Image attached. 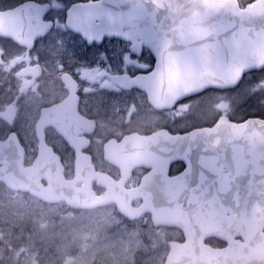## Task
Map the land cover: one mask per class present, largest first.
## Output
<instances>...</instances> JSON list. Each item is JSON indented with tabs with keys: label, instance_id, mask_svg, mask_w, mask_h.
Instances as JSON below:
<instances>
[{
	"label": "flooded vegetation",
	"instance_id": "obj_1",
	"mask_svg": "<svg viewBox=\"0 0 264 264\" xmlns=\"http://www.w3.org/2000/svg\"><path fill=\"white\" fill-rule=\"evenodd\" d=\"M95 1L0 0V142L16 139L24 149V165L32 164L40 152L48 160L57 156L63 176L71 179L82 160L95 172L124 179L123 188L131 191L142 188L146 177L154 183L144 191H165L167 179L183 177L191 168V177L178 187L184 194L183 222L197 224L202 243L214 250L235 246L240 247L232 250L235 255L264 253V66L246 71L235 85L209 86L156 105L141 87L157 62L145 44L107 35L91 41L70 26L71 8L87 10ZM253 1L238 0L243 8ZM195 130L203 135L189 144L192 162L184 155L167 161L155 152L141 163L136 159L123 175V168L107 157V150L120 153L128 136L157 135L156 151L163 136ZM91 186L98 195L107 191L97 179ZM190 191H196L193 199ZM33 197L47 206L55 204ZM57 203L74 213L106 206L78 209ZM143 203L140 196L132 199L133 207ZM140 220L178 234L160 249H137L135 264H149L152 257L168 264L170 243L188 241L184 227L155 225L153 212L129 222ZM6 231L0 223V264H64L61 253L75 251L77 244L61 253L52 254L50 247L37 253L24 244L28 237H17L12 228ZM193 252L182 249L178 257L186 261L184 256Z\"/></svg>",
	"mask_w": 264,
	"mask_h": 264
},
{
	"label": "water",
	"instance_id": "obj_2",
	"mask_svg": "<svg viewBox=\"0 0 264 264\" xmlns=\"http://www.w3.org/2000/svg\"><path fill=\"white\" fill-rule=\"evenodd\" d=\"M85 13L79 22L70 16V25L90 39L103 35L128 41L140 39L152 50L157 58L156 68L149 82L141 87L147 89L156 105H162V99L167 103L208 86L235 85L245 71L264 66V0H255L244 8L238 0H100L89 4ZM202 135V131L195 130L163 136L156 151L153 140L157 135H132L121 143L120 153L107 150V157L123 168V175H127L136 159L141 163L155 152L167 161L184 155L192 162L189 144ZM62 169L57 156L48 160L42 152L32 164L24 165V149L16 139L0 142V181L11 189L30 191L48 202L65 200L78 208L113 202L130 219L151 211L156 225L184 227L188 241L171 242L168 264H264V253L235 255L232 250L240 247L214 250L205 246L194 228L197 224L183 222L180 200L184 194L178 187L182 180L191 177V168L183 177L167 179L163 184L165 191H144L153 185L152 177H146L137 191L124 189V179L115 181L107 174L95 172L82 160L77 161L71 179L63 176ZM193 171L198 177L195 166ZM93 179L105 185L107 191L98 195L91 186ZM78 182L83 183L77 186ZM195 193L187 192L192 199ZM138 196L143 197L144 203L135 208L131 202ZM182 249L194 251L184 256L186 261L178 257Z\"/></svg>",
	"mask_w": 264,
	"mask_h": 264
},
{
	"label": "rangeland",
	"instance_id": "obj_3",
	"mask_svg": "<svg viewBox=\"0 0 264 264\" xmlns=\"http://www.w3.org/2000/svg\"><path fill=\"white\" fill-rule=\"evenodd\" d=\"M0 223L7 226L6 232L12 228L11 232L19 233L17 237H28L24 244L34 247L37 253L48 252L49 247L52 254L61 253V249L77 243L75 251L61 253L64 264L71 259H74L71 264H135L137 249L146 253L160 249L169 237L178 234L146 221L129 224L114 205L81 213H74L60 203L47 206L31 194L8 191L1 182ZM77 250V254L72 253ZM157 260L152 257L149 264H158Z\"/></svg>",
	"mask_w": 264,
	"mask_h": 264
},
{
	"label": "bare ground",
	"instance_id": "obj_4",
	"mask_svg": "<svg viewBox=\"0 0 264 264\" xmlns=\"http://www.w3.org/2000/svg\"><path fill=\"white\" fill-rule=\"evenodd\" d=\"M67 264H68V262H67Z\"/></svg>",
	"mask_w": 264,
	"mask_h": 264
}]
</instances>
